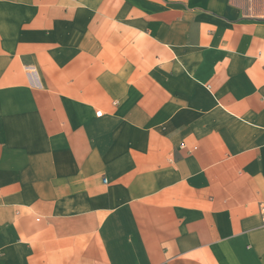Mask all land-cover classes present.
<instances>
[{
	"label": "crops",
	"instance_id": "0c3cea01",
	"mask_svg": "<svg viewBox=\"0 0 264 264\" xmlns=\"http://www.w3.org/2000/svg\"><path fill=\"white\" fill-rule=\"evenodd\" d=\"M0 264H264V0H0Z\"/></svg>",
	"mask_w": 264,
	"mask_h": 264
},
{
	"label": "built area",
	"instance_id": "2783aa9c",
	"mask_svg": "<svg viewBox=\"0 0 264 264\" xmlns=\"http://www.w3.org/2000/svg\"><path fill=\"white\" fill-rule=\"evenodd\" d=\"M101 114H102V111H98V112H97V115L100 116Z\"/></svg>",
	"mask_w": 264,
	"mask_h": 264
}]
</instances>
